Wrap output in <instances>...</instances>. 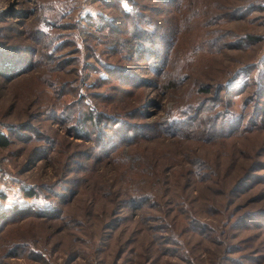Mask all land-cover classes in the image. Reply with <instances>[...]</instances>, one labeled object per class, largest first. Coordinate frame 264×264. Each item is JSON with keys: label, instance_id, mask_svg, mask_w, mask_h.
<instances>
[{"label": "rangeland", "instance_id": "obj_1", "mask_svg": "<svg viewBox=\"0 0 264 264\" xmlns=\"http://www.w3.org/2000/svg\"><path fill=\"white\" fill-rule=\"evenodd\" d=\"M0 59V264H264V0H0Z\"/></svg>", "mask_w": 264, "mask_h": 264}, {"label": "trees", "instance_id": "obj_2", "mask_svg": "<svg viewBox=\"0 0 264 264\" xmlns=\"http://www.w3.org/2000/svg\"><path fill=\"white\" fill-rule=\"evenodd\" d=\"M122 5H121V1L119 2V4H118V7L120 8V11L121 12H123L124 14H128V15H133V14H130V13H128V12H126V11H123L122 10V7H121ZM11 59V58H10ZM1 60V59H0ZM90 120V117H88V118H86V120ZM9 143H10V141H9V139H8V136L7 135H5L4 133H2L1 131H0V148H6V147H8L9 146ZM24 194H27V195H30V196H32L33 195V193H32V191H30V190H24ZM2 212H4V211H6V212H8V211H11V209H9V207H7L6 209H4V210H1Z\"/></svg>", "mask_w": 264, "mask_h": 264}]
</instances>
